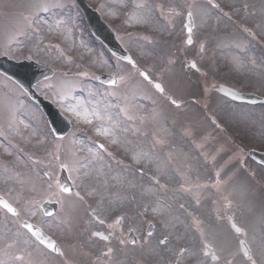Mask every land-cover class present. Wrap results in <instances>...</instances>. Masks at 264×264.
Listing matches in <instances>:
<instances>
[{"label":"rangeland","instance_id":"rangeland-1","mask_svg":"<svg viewBox=\"0 0 264 264\" xmlns=\"http://www.w3.org/2000/svg\"><path fill=\"white\" fill-rule=\"evenodd\" d=\"M66 1L0 0V15H14V20L24 15L22 24H16L19 29L31 25V29L19 30L15 45L20 46L19 55L39 57L42 63L52 64L57 76L64 77L38 89L75 123L67 145L57 144L41 110L14 86L5 83L0 87V114L7 131L18 122L21 132L27 130L22 140L25 151L15 161L5 159L12 150L0 141V193L11 197L18 209V215L10 219L1 211L7 221L0 217V223L8 225H0L3 264L57 261L24 239L18 248L17 229L23 220L52 230L71 264H79L69 259L79 258L78 254L91 256L93 262L81 258L83 264H98V257L99 264L112 260L116 264H175L177 259L181 264H194L200 258L196 254L200 233L214 245L216 255L222 256L218 262L207 256L204 264H250L243 260L238 246L236 250L231 247L234 241L224 227L229 226V219L236 222L239 214L254 226H246L244 237L251 242L256 264H264V193L254 191L256 178L245 170L241 169V177L240 173L230 176L232 167L219 173L213 162L223 157L228 164L232 158L240 171L238 166L248 164L245 149H264V124L252 122L255 111L250 114L243 108H231L228 102L221 104L224 101L210 89L221 79L235 89L264 95V87L258 90L260 86L255 84L264 81V0H86L102 11V18L126 42L136 63L133 69L106 52L88 33L80 12H72ZM7 5L11 9L6 10ZM187 12L199 13L194 16L190 47L183 28ZM6 32L2 29L4 40ZM217 38L226 41L217 43ZM191 62L196 70L190 69ZM180 70L183 76H178ZM101 71L117 76L119 85L133 87L132 92L126 87L98 86L95 77ZM144 71L151 83H162V94L151 83H147L150 88L141 84L140 72ZM65 72L77 77L65 76ZM191 83L198 87L197 94ZM212 116L224 129L233 128L229 130L231 139L219 132L213 135L217 127ZM214 138H218L215 148ZM132 159L138 161L136 166ZM6 160L12 162L14 178ZM60 161L66 162L77 191L73 198L59 190L60 173L54 172ZM29 173L39 177L40 184L31 183L28 188ZM46 200L58 201L57 212L61 211L55 218L42 215L40 204ZM243 205L245 213L239 207ZM120 217L121 225L117 224ZM151 223L149 236L146 230ZM95 232L111 235L112 240L97 241ZM129 232L135 234L138 251L143 248L144 254L123 261L127 253H136V246L126 243ZM162 236L170 239L167 250L158 244ZM20 243H27L26 248L21 250ZM181 247L188 251L177 257ZM227 247H231L229 255ZM108 248L115 250L113 257L102 255ZM58 264L63 263L58 260Z\"/></svg>","mask_w":264,"mask_h":264},{"label":"water","instance_id":"water-1","mask_svg":"<svg viewBox=\"0 0 264 264\" xmlns=\"http://www.w3.org/2000/svg\"><path fill=\"white\" fill-rule=\"evenodd\" d=\"M75 2L78 3L80 10L84 13L86 21L89 22L91 30L93 31V33H95V35L99 39H101L109 47V49L112 50L113 53H115L119 58L129 60L128 54L125 53L120 48L118 43H116V41L114 39L113 32H111L109 30V28L106 26V24H104V22H102L100 20L98 14L95 11H92L88 7V5H86L85 1L75 0ZM191 26H192L191 18L188 17V21L186 23L187 31H188V28ZM33 77H34L33 75L27 76L26 78H23L20 76L19 77L20 85L30 93V96L33 100H35L37 103L40 104L42 109L47 114L49 120L51 121V126H52L53 131H55V133L63 134L65 132V129L68 128V125L67 124L64 125V123L61 122V120L59 119L61 117V115H59L58 111H55L54 109H52V106H49L50 104L49 105L43 104L42 99L40 97H37L35 95V93L32 91V89H31L32 85L34 83H36L39 79H41V77H39V75H37L35 77L36 79ZM99 80H100V82L102 81L106 84H112L110 81H112L113 79H111L110 77H107L105 75H101V77H99ZM220 91H222L223 93L227 94L229 97L231 96L232 98H234L238 101L245 100L247 98L244 94L240 95V94L233 92V91L228 92L224 88H221ZM256 159L258 161L262 162V158L259 159L258 157H256ZM60 184H61L62 189L68 188L70 190V184H69L65 174H63V176L61 177ZM0 201H2V200H0ZM48 207H49V205L47 203L43 205V208H44L46 214H50V212H52V211L48 210ZM25 224L29 225V223L25 222V223H23L24 227H25ZM29 231L32 234H34L36 236V238L43 245H45L46 248L50 249L53 252H59V249L57 248L56 244L50 238L43 235L39 229L35 228L34 226L33 227L31 226ZM49 244H52L54 247H49L48 246ZM242 248H243V250H247V249H245V245Z\"/></svg>","mask_w":264,"mask_h":264},{"label":"snow or ice","instance_id":"snow-or-ice-1","mask_svg":"<svg viewBox=\"0 0 264 264\" xmlns=\"http://www.w3.org/2000/svg\"><path fill=\"white\" fill-rule=\"evenodd\" d=\"M212 6L213 7H217V5H212ZM44 10L47 11L46 8ZM187 15L191 16L192 12H188ZM191 32H192V29H191V27H189L188 28L189 37L191 35ZM188 42L191 43V38H189ZM141 75H144V74L141 73ZM110 82L115 84L116 80H112ZM155 88L158 89L160 92L164 91L163 87L160 84H155ZM171 103L173 105H176L177 107H179V105L177 104V101L175 99H172ZM129 119H131V117H129ZM157 184H159V181H157ZM64 191L68 192L69 189L65 188ZM0 203L3 204V207L5 209H7L8 212H11V213H14V214L16 213V209L11 207L8 203L2 202V201H0ZM119 219L122 220L123 217H120ZM25 227L30 229L31 225L25 224ZM233 228L235 229V231L237 233H241L243 231V229L241 227H237L236 225H233ZM93 235H99V233H93ZM148 235L151 236L152 233L150 232V233H148ZM200 236H201V241H200L199 245H197V253H196L200 258L197 259L194 262V264H204L205 258L208 256L209 252L212 249V244L207 242V237L205 236V234L204 233H200ZM103 239L108 241V240L111 239V235L104 236ZM119 243L123 244L124 241H119ZM132 243L133 244L137 243L135 238H133ZM169 243H170V239H169L168 236H162V237L158 238V244H159V246L161 247L162 250H167V246H168ZM241 243H244V242H241ZM48 246L49 247H54L52 244H49ZM247 247L248 246L245 244V249H247ZM217 250L220 251V252H223L222 248H218ZM187 251H188V249L186 247H181L179 249V252L175 253V255L177 257H180L182 253H187ZM114 252H115V250L113 248H108L107 251L102 252V255L106 256V257H113L114 256ZM261 252H262V254H264V247H262ZM243 256L247 259L248 262H250V264H256V261L253 259V257H252V255H251L249 250H244L243 251ZM15 259L21 260L22 257H15ZM215 259L218 262V261H220L222 259V256H215ZM97 260H98V264H99L100 258L98 257ZM0 264H3V262H0ZM111 264H116L115 260H112ZM175 264H181V259H177Z\"/></svg>","mask_w":264,"mask_h":264},{"label":"flooded vegetation","instance_id":"flooded-vegetation-1","mask_svg":"<svg viewBox=\"0 0 264 264\" xmlns=\"http://www.w3.org/2000/svg\"><path fill=\"white\" fill-rule=\"evenodd\" d=\"M4 49H7V48H0V56H2V55H6L8 58H10V59H12V60H20V59H26V58H28V59H34L35 61L37 60V61H39V62H41L40 60V58L39 57H34V56H30V57H28V56H25V57H19L18 56V50H17V48L16 47H14V48H9L7 51H4ZM34 57V58H33ZM0 83L1 84H10V85H12V86H14V87H16L15 86V84L10 80V79H8V78H6V77H4L3 75H1L0 74ZM18 90H19V88H18ZM21 91V90H20Z\"/></svg>","mask_w":264,"mask_h":264},{"label":"bare ground","instance_id":"bare-ground-1","mask_svg":"<svg viewBox=\"0 0 264 264\" xmlns=\"http://www.w3.org/2000/svg\"><path fill=\"white\" fill-rule=\"evenodd\" d=\"M133 160V165L136 166L138 161H136L135 159H132Z\"/></svg>","mask_w":264,"mask_h":264}]
</instances>
